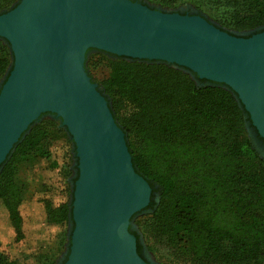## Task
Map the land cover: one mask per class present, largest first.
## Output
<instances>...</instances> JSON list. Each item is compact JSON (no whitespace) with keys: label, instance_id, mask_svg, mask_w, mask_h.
<instances>
[{"label":"water","instance_id":"95a60500","mask_svg":"<svg viewBox=\"0 0 264 264\" xmlns=\"http://www.w3.org/2000/svg\"><path fill=\"white\" fill-rule=\"evenodd\" d=\"M12 71L0 91V167L44 114L61 120L76 147L71 247L64 264H149L131 219L152 189L85 68L90 50L161 62L230 88L264 136V32L239 38L196 15L132 0H21L0 15Z\"/></svg>","mask_w":264,"mask_h":264},{"label":"trees","instance_id":"16d2710c","mask_svg":"<svg viewBox=\"0 0 264 264\" xmlns=\"http://www.w3.org/2000/svg\"><path fill=\"white\" fill-rule=\"evenodd\" d=\"M243 1L252 11L244 16L247 23L264 28V0ZM0 49L11 56L3 39ZM117 58L103 93L113 103L116 122V108L128 111L122 116L124 124H117L127 136L136 172L160 197L159 205L152 198L147 208L155 239L185 242L194 264H264V159L252 139L242 138L241 131L251 122L237 95L223 84L195 81L190 72L167 64ZM7 59L0 58L4 83L12 71ZM60 139L74 144L66 128L53 133L37 125L18 150L50 158L53 143ZM20 196L12 182L0 191L16 241L23 238ZM44 207L48 225L63 226L72 219V203L54 206L45 200ZM133 235L141 254L143 246ZM0 264H16L1 241Z\"/></svg>","mask_w":264,"mask_h":264},{"label":"rangeland","instance_id":"374dc122","mask_svg":"<svg viewBox=\"0 0 264 264\" xmlns=\"http://www.w3.org/2000/svg\"><path fill=\"white\" fill-rule=\"evenodd\" d=\"M19 1L21 0H0V14L5 11L1 8L7 6L8 9H11ZM132 1L165 13L181 14L188 12L191 15L201 16L212 25L222 28L225 32L231 34L246 35L261 29L258 27L252 28V24H248L244 19V16L249 15L252 11L243 0ZM3 45L5 44L3 43ZM103 53L98 50L89 51L86 56L85 68H89V71L86 69L88 76L92 83L96 85L98 91L105 97L113 113V103L103 93V83L110 74L111 64L117 61L118 58L107 54L105 56ZM0 58H8L6 60L8 62L7 69H10L11 66L13 67V54L10 56L6 50L0 49ZM88 60L90 61L88 62ZM158 64L165 65V63L161 62ZM168 67L190 75L188 71L180 67L174 65H168ZM192 78L195 80L194 77ZM4 81L5 78L3 76L0 78V91L4 85ZM127 113L126 109L116 108L118 117L116 123L124 124L123 117ZM51 121H54L55 125H48ZM41 124L48 127V131L53 133H57V128L65 129L61 120L57 119L54 115H42L38 121L30 126L28 131L14 146L5 163L0 167V191L7 182L15 183L20 188V197L24 200L21 207L23 238L20 241H16V234L11 226L8 214L0 203L1 245L4 248L5 254L16 264H63L69 255L71 247V236L74 226L72 219L63 226L48 225L44 201H52L54 206L63 203L73 204L74 184L78 173L76 169L78 165L76 147L75 144L68 142L67 139L55 141L50 149V158H42L35 155L34 152L26 154L25 151L18 150L19 145L26 140L32 129ZM241 135L242 138L248 137L252 139L249 124L245 125L244 131H241ZM125 137L128 142L126 134ZM257 151L261 158L264 159V154H261L259 150ZM55 164L59 167L58 169L54 168ZM152 198L153 202L159 205L160 197L153 190L150 203ZM147 208L136 214L131 219L130 225L131 233H136L140 239L146 262L149 264H194L185 242L164 244L155 239L156 232L154 231L150 215L151 210Z\"/></svg>","mask_w":264,"mask_h":264},{"label":"flooded vegetation","instance_id":"af4514ba","mask_svg":"<svg viewBox=\"0 0 264 264\" xmlns=\"http://www.w3.org/2000/svg\"><path fill=\"white\" fill-rule=\"evenodd\" d=\"M181 14H184V15H191V13H181ZM264 32V28L262 29H259L255 32H252L250 34H246V35H239V34H234V36L236 37H239V38H250L252 37L253 35H256V34H259V33H263ZM251 122V121H250ZM249 127H250V130H251V134H252V140H253V144L254 146L257 148V150H259V152H261V154H264V136H262L259 131L253 126V124L249 123ZM137 253L138 255L144 259L146 261V257L144 256V251L142 250L141 251V254H139V251H138V243H137ZM70 254V252H69ZM69 256V255H68ZM68 256H67V259H68ZM65 263V262H64ZM63 263V264H64Z\"/></svg>","mask_w":264,"mask_h":264}]
</instances>
